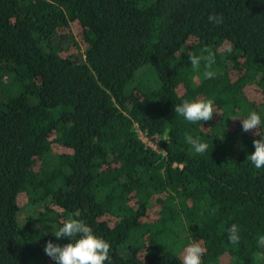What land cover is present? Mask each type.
Masks as SVG:
<instances>
[{
	"label": "trees",
	"instance_id": "1",
	"mask_svg": "<svg viewBox=\"0 0 264 264\" xmlns=\"http://www.w3.org/2000/svg\"><path fill=\"white\" fill-rule=\"evenodd\" d=\"M204 48L212 79L189 60ZM208 98L209 121L174 112ZM251 111L264 135V0H0V264H56L69 216L110 243L105 264H183L194 241L201 264H264Z\"/></svg>",
	"mask_w": 264,
	"mask_h": 264
},
{
	"label": "clouds",
	"instance_id": "2",
	"mask_svg": "<svg viewBox=\"0 0 264 264\" xmlns=\"http://www.w3.org/2000/svg\"><path fill=\"white\" fill-rule=\"evenodd\" d=\"M208 20L214 24L223 23V17L220 15H209ZM228 53L232 48L226 49ZM206 53V54H205ZM189 60L194 70L199 71L203 63V77L212 79L216 72L213 70V64L216 62L215 53L208 48H204L200 55L190 54ZM174 112L183 116L191 123L209 121L213 117L214 102L211 98L188 101L185 100L174 106ZM242 130L244 132H253L259 139L253 140L254 151L249 155V159L256 169L264 168V135H261L257 129L261 124V117L256 111H251L247 118L240 119ZM185 141L192 146L195 153L203 154L208 149V144L201 141L200 137L186 135ZM78 215V214H77ZM228 241L232 244H239V226L232 224L228 228ZM57 238H68V243L59 245L51 240L44 246V252L56 264H105L110 262L111 245L105 239L94 234L93 229L78 218L69 216L61 227L54 233ZM258 244L264 245V235L258 237ZM205 248L198 242H192L185 247L183 253V264H201V257Z\"/></svg>",
	"mask_w": 264,
	"mask_h": 264
},
{
	"label": "built area",
	"instance_id": "3",
	"mask_svg": "<svg viewBox=\"0 0 264 264\" xmlns=\"http://www.w3.org/2000/svg\"><path fill=\"white\" fill-rule=\"evenodd\" d=\"M132 125L137 138L145 146L163 155L165 154V149L161 144V139L165 137L163 132H151L145 127H140L136 121H132Z\"/></svg>",
	"mask_w": 264,
	"mask_h": 264
},
{
	"label": "rangeland",
	"instance_id": "4",
	"mask_svg": "<svg viewBox=\"0 0 264 264\" xmlns=\"http://www.w3.org/2000/svg\"><path fill=\"white\" fill-rule=\"evenodd\" d=\"M19 196H20V194H19Z\"/></svg>",
	"mask_w": 264,
	"mask_h": 264
}]
</instances>
